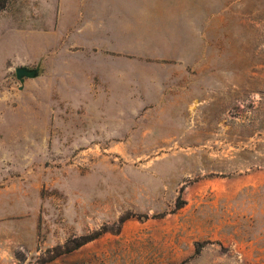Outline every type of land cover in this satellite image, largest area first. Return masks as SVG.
<instances>
[{"label":"rangeland","instance_id":"rangeland-1","mask_svg":"<svg viewBox=\"0 0 264 264\" xmlns=\"http://www.w3.org/2000/svg\"><path fill=\"white\" fill-rule=\"evenodd\" d=\"M1 1L0 264H264V0Z\"/></svg>","mask_w":264,"mask_h":264},{"label":"trees","instance_id":"trees-1","mask_svg":"<svg viewBox=\"0 0 264 264\" xmlns=\"http://www.w3.org/2000/svg\"><path fill=\"white\" fill-rule=\"evenodd\" d=\"M4 5H5V1H1L0 3V11L4 8ZM261 15H264V12L261 14ZM261 139V142L259 144L260 148L263 149V152H261V155L262 157L261 158H258L256 156L250 159H247L248 163L246 164V169H261V168H264V134L262 135V137H260ZM245 152L247 154H250L251 151L249 150H245ZM251 155V154H250Z\"/></svg>","mask_w":264,"mask_h":264},{"label":"water","instance_id":"water-1","mask_svg":"<svg viewBox=\"0 0 264 264\" xmlns=\"http://www.w3.org/2000/svg\"><path fill=\"white\" fill-rule=\"evenodd\" d=\"M41 73V68H28V67H18L15 68L14 74L16 79L19 81V83L22 85L26 79H34L37 78Z\"/></svg>","mask_w":264,"mask_h":264}]
</instances>
